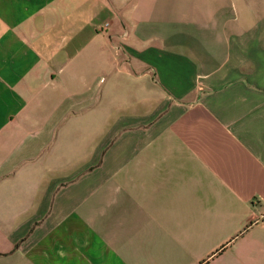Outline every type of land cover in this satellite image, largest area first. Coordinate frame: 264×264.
<instances>
[{
    "label": "crops",
    "instance_id": "1",
    "mask_svg": "<svg viewBox=\"0 0 264 264\" xmlns=\"http://www.w3.org/2000/svg\"><path fill=\"white\" fill-rule=\"evenodd\" d=\"M0 264H264V0H0Z\"/></svg>",
    "mask_w": 264,
    "mask_h": 264
}]
</instances>
